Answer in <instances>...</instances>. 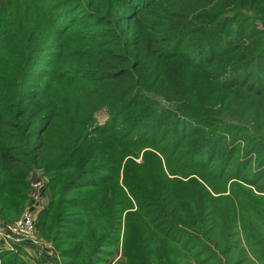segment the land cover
<instances>
[{"label": "trees", "instance_id": "16d2710c", "mask_svg": "<svg viewBox=\"0 0 264 264\" xmlns=\"http://www.w3.org/2000/svg\"><path fill=\"white\" fill-rule=\"evenodd\" d=\"M0 2L1 221L37 170L61 264H264V0Z\"/></svg>", "mask_w": 264, "mask_h": 264}, {"label": "rangeland", "instance_id": "374dc122", "mask_svg": "<svg viewBox=\"0 0 264 264\" xmlns=\"http://www.w3.org/2000/svg\"><path fill=\"white\" fill-rule=\"evenodd\" d=\"M2 1V0H0ZM161 0H158V3ZM1 5V2H0ZM5 5V4H4ZM153 5V4H151ZM123 28L124 24L123 22L120 23ZM259 27L260 24H257ZM0 55L5 57L4 53H0ZM37 69V68H36ZM39 69V68H38ZM42 74V73H41ZM31 81V80H30ZM32 82V81H31ZM241 102V101H239ZM207 104V103H206ZM227 104V103H226ZM230 104V102H228ZM204 105V103H202ZM208 108H211L210 105H206ZM220 108V107H216ZM96 117V120L98 122H102L105 117L104 110L100 109L96 111L94 114ZM213 144L210 143V147ZM136 161L139 160V158L135 159ZM47 180L46 176H44L40 171L34 170L30 173L29 176V183L27 185L26 193L29 195V198H25L24 205L22 207V210H20V213L16 217V219L10 222H5L0 220V231L2 228H5L12 223L19 220V218L22 216L23 213L29 212L33 218L34 222V233L31 239L26 240H17V241H9L8 243L4 242L0 238V247L4 248L6 252H16V254L26 263V264H61L60 257L57 252V249L54 247V245L39 232V230L35 227V221L37 217L38 211L46 205L48 198L50 197L48 187L45 184V181ZM39 182L40 187L38 189H33L30 185L34 182ZM35 195L36 197H32ZM34 199L35 201H32ZM33 204V206H32ZM238 248L244 249L243 241H241L238 245ZM112 253L108 257V261L106 264H109L110 261L115 260L113 264H122L123 262V252L121 247V236L120 240H118V243L113 246ZM248 260L254 264V262L249 258V256L246 254ZM245 258V257H244ZM0 259V264H1Z\"/></svg>", "mask_w": 264, "mask_h": 264}, {"label": "built area", "instance_id": "2783aa9c", "mask_svg": "<svg viewBox=\"0 0 264 264\" xmlns=\"http://www.w3.org/2000/svg\"><path fill=\"white\" fill-rule=\"evenodd\" d=\"M33 189H38L40 187V183L34 182L30 185ZM36 197L35 195L32 196ZM32 201H35L32 199ZM33 206V204H32ZM1 228V227H0ZM34 233V222L31 214L29 212H25L16 222L11 225L2 228L0 231V238L8 243L9 241H17V240H26L31 239ZM115 260L109 262V264H113Z\"/></svg>", "mask_w": 264, "mask_h": 264}]
</instances>
